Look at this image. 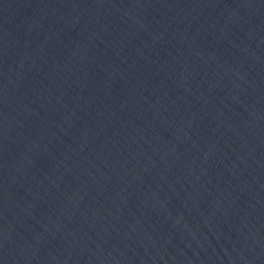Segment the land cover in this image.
<instances>
[{"label":"water","instance_id":"obj_1","mask_svg":"<svg viewBox=\"0 0 264 264\" xmlns=\"http://www.w3.org/2000/svg\"><path fill=\"white\" fill-rule=\"evenodd\" d=\"M0 264H264V0H0Z\"/></svg>","mask_w":264,"mask_h":264}]
</instances>
